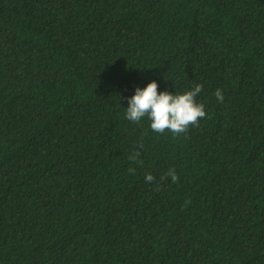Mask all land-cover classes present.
<instances>
[{
  "label": "trees",
  "instance_id": "16d2710c",
  "mask_svg": "<svg viewBox=\"0 0 264 264\" xmlns=\"http://www.w3.org/2000/svg\"><path fill=\"white\" fill-rule=\"evenodd\" d=\"M0 264H264V0H0Z\"/></svg>",
  "mask_w": 264,
  "mask_h": 264
},
{
  "label": "clouds",
  "instance_id": "9594fccd",
  "mask_svg": "<svg viewBox=\"0 0 264 264\" xmlns=\"http://www.w3.org/2000/svg\"><path fill=\"white\" fill-rule=\"evenodd\" d=\"M158 84L155 81L149 82L143 89L137 87L134 94L127 98L125 118L133 123H140L143 118L150 121V128L156 133L170 131L173 136L187 133L190 127H196L199 121L204 119L206 112L204 105L197 102L196 97L202 91V85H195L191 90L182 94L158 91ZM218 102H223L224 96L220 89L214 92ZM139 151L133 153L129 159L135 162L139 157ZM130 173L134 169L129 168ZM170 176L173 183L179 177L174 169H169L166 177ZM146 182H152L154 177L151 174L145 175Z\"/></svg>",
  "mask_w": 264,
  "mask_h": 264
}]
</instances>
